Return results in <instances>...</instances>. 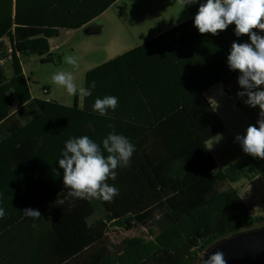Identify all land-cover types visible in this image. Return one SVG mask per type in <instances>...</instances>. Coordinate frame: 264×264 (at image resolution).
<instances>
[{
	"label": "trees",
	"instance_id": "16d2710c",
	"mask_svg": "<svg viewBox=\"0 0 264 264\" xmlns=\"http://www.w3.org/2000/svg\"><path fill=\"white\" fill-rule=\"evenodd\" d=\"M50 1L0 0V264H197L211 245L259 225L231 184L264 177V159L248 155L219 169L208 144L224 124L209 105L194 115L185 110L202 91L179 89L180 97L172 91L175 99L156 104L135 88L134 66L146 59L142 46L86 74L85 88L92 82L96 88L82 107L78 95L72 106L33 97L22 59L54 63L49 40L59 36L60 26H77L50 12ZM234 28L222 32L227 54L233 42H249L235 37ZM237 74L223 71L216 82L227 84ZM109 95L118 98L117 109L106 117L93 113L95 99ZM109 125L136 148L130 166L107 181L119 195L111 202L74 199L57 161L64 143L87 135L101 144ZM28 208L41 218H24ZM128 220L147 229L151 239L126 238L110 251V226Z\"/></svg>",
	"mask_w": 264,
	"mask_h": 264
},
{
	"label": "clouds",
	"instance_id": "9594fccd",
	"mask_svg": "<svg viewBox=\"0 0 264 264\" xmlns=\"http://www.w3.org/2000/svg\"><path fill=\"white\" fill-rule=\"evenodd\" d=\"M182 3L184 7L199 4L193 26L200 34L216 36L235 25V37L249 38V42H233L227 65L229 70L240 73L238 84L243 91L237 96L247 97L244 103L251 108L258 106L260 119L256 125L249 126L243 136H237L236 142L245 154L264 159V0H182ZM66 63L73 69L79 67L72 55L66 58ZM51 79L69 96L91 97L96 88L92 82L87 88L78 89L71 71H58ZM117 107L118 98L109 95L95 99L92 112L106 117ZM109 127L112 131L101 144L87 135L65 141L57 161L63 170L64 187L72 198L111 202L119 195V189L107 181H115L117 170L130 166L136 148L126 136L117 134L113 125ZM4 215L5 210L0 207V218ZM22 216L35 221L41 218V213L28 208L23 210ZM204 264H226V261L222 252H216Z\"/></svg>",
	"mask_w": 264,
	"mask_h": 264
},
{
	"label": "crops",
	"instance_id": "0c3cea01",
	"mask_svg": "<svg viewBox=\"0 0 264 264\" xmlns=\"http://www.w3.org/2000/svg\"><path fill=\"white\" fill-rule=\"evenodd\" d=\"M110 1L114 0H51L49 11L61 16L62 18H58L63 19L67 24H76L77 26H60L58 28L59 36L49 40L50 61L64 56L67 45L76 40L80 43V50L83 52V54L79 53L84 58L82 65L89 67L86 71L87 74L89 71L142 46L140 53L146 54L145 62L134 66V75L140 76V80L139 76H135L138 80L136 81L138 86L135 84V88L138 91L140 87L143 88L147 99L156 104L175 99L170 95L172 91H175L180 97L179 89L202 91L192 102L186 104V112L188 115H194L201 108L209 105L224 124L219 115L223 110V99L225 95L229 98L234 95L232 87L234 86L236 89L239 87L240 73L238 72L235 79L228 80L227 84L216 82L223 71L229 70L225 55L229 44L222 32L216 36L202 35L193 26V18L199 7L195 6L189 14H184L170 25H163L156 30H145L142 27L128 29L131 37L126 35L125 27L115 28L114 33L105 40L103 36L105 27L100 19L120 0H115L106 7V3ZM174 29L176 31H173L171 35L168 34L156 42L153 41ZM221 50L224 55H220L219 51ZM67 51L74 53L77 49L71 46ZM89 54L91 59L96 60L87 62L85 59ZM216 57L223 60L216 64L213 61ZM32 95L38 98L33 93ZM180 100L182 101V99ZM224 126L223 133L227 130L226 124ZM220 135L211 140L208 147ZM218 168L220 169L219 165Z\"/></svg>",
	"mask_w": 264,
	"mask_h": 264
},
{
	"label": "rangeland",
	"instance_id": "374dc122",
	"mask_svg": "<svg viewBox=\"0 0 264 264\" xmlns=\"http://www.w3.org/2000/svg\"><path fill=\"white\" fill-rule=\"evenodd\" d=\"M195 6L199 7V4L184 7L182 0H120L100 19V22L105 27L104 39H108L114 33V29L119 27H125L127 29L126 35L131 37L128 29H133L134 27L156 30L163 25H170L178 17L189 14ZM71 46L75 47L77 51L74 53L67 51ZM65 51L64 56L60 59L54 58L52 61L54 63H45L39 56H32L23 58L22 64L27 77L31 79V89L35 96L56 100L62 104L72 106L75 95L69 96L64 89L52 82L51 77L58 71H71L73 72L77 88H85L86 71L89 67L82 65L84 58L79 54H83V52L80 50L78 41L73 40L71 44L67 45ZM69 55L77 59L78 69H73L72 66L66 63V58ZM85 60L90 62L96 59H91L89 54ZM7 67L6 69H8ZM8 74L10 73L8 72ZM44 87L51 89L49 95H46L43 91ZM232 90L234 95L230 98L226 95L224 96L223 110L219 113L224 124H226L227 130L209 145L222 170L242 161L248 156L236 142V137L243 136L247 128L256 125L258 119H260L259 107L251 108L244 103L247 97L240 98L237 96V93L243 91V89L240 86L237 89L233 86ZM78 103L79 106L83 105V96L78 95ZM231 186L239 190L252 214L256 218L261 219V223L256 227L264 226V177L258 176L254 180L241 179L239 182L231 184ZM100 216L101 213L99 212L94 219H98ZM153 229L155 232L158 231L157 226H154ZM106 237L110 243L107 249L118 246L126 238L140 237L151 239L150 232L138 226L133 220H128L123 227L110 226Z\"/></svg>",
	"mask_w": 264,
	"mask_h": 264
},
{
	"label": "water",
	"instance_id": "95a60500",
	"mask_svg": "<svg viewBox=\"0 0 264 264\" xmlns=\"http://www.w3.org/2000/svg\"><path fill=\"white\" fill-rule=\"evenodd\" d=\"M222 252L226 264H264V226L252 227L229 235L206 249L197 264Z\"/></svg>",
	"mask_w": 264,
	"mask_h": 264
}]
</instances>
